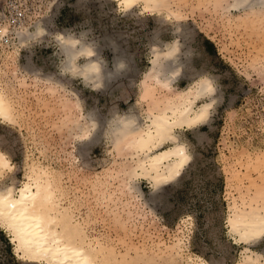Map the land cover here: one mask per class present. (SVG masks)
<instances>
[{"label":"rangeland","instance_id":"374dc122","mask_svg":"<svg viewBox=\"0 0 264 264\" xmlns=\"http://www.w3.org/2000/svg\"><path fill=\"white\" fill-rule=\"evenodd\" d=\"M262 1L249 0L244 4L249 7L238 9L230 8L232 0H169L186 16L181 22L166 13L143 12L140 5L123 9L118 0H43L19 23L3 15L0 34L1 28L7 32L0 37V73L20 116L18 124L0 120V150L13 162L0 182L21 186L30 167L46 169L81 232L131 264H190L189 255L209 264H236L244 244L228 232L230 207L261 205L264 199ZM39 24L42 36L20 43L19 31H34ZM58 33L93 44L103 60L104 87H92L62 68ZM176 35L189 52L186 69L195 74L186 70L169 87L150 79L141 99L152 42L169 43ZM200 72L212 77L219 101L207 124L179 130L190 152L187 166L157 189L143 178L135 180L131 169L139 156L124 144L116 146L118 132L108 135V119L136 114L145 120L146 110L173 103ZM87 118L96 126L81 135L79 125ZM251 247L264 250V237ZM0 264L44 263L20 258L0 226Z\"/></svg>","mask_w":264,"mask_h":264},{"label":"bare ground","instance_id":"6f19581e","mask_svg":"<svg viewBox=\"0 0 264 264\" xmlns=\"http://www.w3.org/2000/svg\"><path fill=\"white\" fill-rule=\"evenodd\" d=\"M42 1L37 0L34 3L40 4ZM118 1L123 9L129 10L140 5L143 12H150V14L166 13V17L176 22H181L186 17L179 8L177 9L179 6L174 8L169 0ZM232 1L230 8L240 9L249 0ZM262 2L261 8L264 7V0ZM249 5L251 4L248 3L244 6L249 7ZM3 15H9L0 12V21L5 23ZM9 17L11 18V16ZM40 24L35 27L34 31H19L20 43L26 45L32 38L35 40L41 37L45 30ZM6 32V28H1L0 37L2 38ZM68 35L70 36V34ZM67 36L58 33L57 38L55 37V41L58 42L60 50L65 56L62 68L67 72H74L92 87L97 88L101 84L104 87V74L106 75V73L103 69V60L100 59L93 44L90 41L82 43L85 41L84 38L81 42H75L74 36ZM176 36L177 38L169 43L151 41L152 56L150 62L152 65L142 80L141 99L146 97L149 90L147 82L150 79H155L164 87H169L173 85L175 78H180L189 71L186 69L189 52L187 49V51L183 49L182 43L184 42L181 41L179 35ZM112 39L115 41L114 38ZM115 43L119 45L118 40ZM120 49L123 51L122 48ZM117 56H114L116 60L118 59ZM80 58L85 59L83 64H79ZM124 59L128 60L127 57ZM115 63L119 65L121 62ZM107 69L110 73L109 68ZM190 71L189 74H195ZM3 75L0 73V120L9 124H18L20 114L15 106L14 93L7 78ZM131 76L133 75L131 74ZM111 77L113 78V75ZM107 85L108 88L109 84ZM218 97L219 93L212 77L200 72L185 87L181 88L180 93L173 99V103L165 106V108L157 109L158 111L155 110L156 112L146 110L145 120L137 119L136 114H114L111 116L108 119L109 125H107L109 126L108 135L117 131L118 134L113 138L116 146L124 144L125 150L132 148L134 155L139 156L133 162V169H131L135 180L143 178L147 180L151 188L157 189L159 185L169 183L181 174L188 164L190 152L187 144L180 138L179 130H192L207 124L211 119L215 103L219 101ZM136 119L137 121L132 123ZM95 121V119L87 118L86 124L79 125L81 131L79 133L82 135L92 131V127L96 126ZM260 152L263 153V157L264 150ZM258 157L257 160L260 158ZM12 165V160L0 150V179L4 177L8 167ZM30 168L27 173L28 178L21 186L14 183L3 185L0 182V226L9 233L15 251L20 258L29 262L44 264H131L132 261L126 256L121 255L118 258L114 253L107 252L103 246L88 239L87 235L85 236L76 225L73 219L74 215L71 216V211L63 207L62 194H59L54 179L48 176L49 172L43 168L40 171L35 167ZM261 202V205L249 202L243 206L231 205L230 207L226 219L228 232L234 242L244 244L236 264H264V250L251 247L255 241L257 242L264 237V199ZM188 259L190 264H209L208 260L202 256L189 255Z\"/></svg>","mask_w":264,"mask_h":264},{"label":"built area","instance_id":"2783aa9c","mask_svg":"<svg viewBox=\"0 0 264 264\" xmlns=\"http://www.w3.org/2000/svg\"><path fill=\"white\" fill-rule=\"evenodd\" d=\"M35 1L36 0H0V12L7 13L11 16L10 20L12 23L25 22L24 19L35 11ZM39 9L38 7V10Z\"/></svg>","mask_w":264,"mask_h":264}]
</instances>
